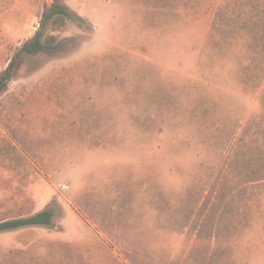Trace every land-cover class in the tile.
I'll list each match as a JSON object with an SVG mask.
<instances>
[{
	"label": "rangeland",
	"instance_id": "374dc122",
	"mask_svg": "<svg viewBox=\"0 0 264 264\" xmlns=\"http://www.w3.org/2000/svg\"><path fill=\"white\" fill-rule=\"evenodd\" d=\"M0 264H264V0H0ZM51 22V21H50Z\"/></svg>",
	"mask_w": 264,
	"mask_h": 264
},
{
	"label": "trees",
	"instance_id": "16d2710c",
	"mask_svg": "<svg viewBox=\"0 0 264 264\" xmlns=\"http://www.w3.org/2000/svg\"><path fill=\"white\" fill-rule=\"evenodd\" d=\"M72 14L68 8L55 2L41 19L40 30L18 50L9 63L7 69L0 76V95L4 93L13 80L16 70L20 67V61L25 56H34L46 51H53L60 47V42L55 36L45 37L44 30L50 27L53 31L63 29ZM51 21V22H50ZM54 214L50 210H44L25 218H16L0 221V233L22 228L45 227L53 224Z\"/></svg>",
	"mask_w": 264,
	"mask_h": 264
}]
</instances>
